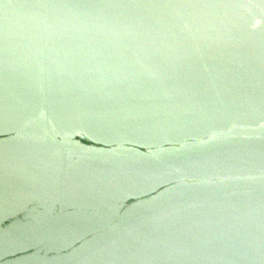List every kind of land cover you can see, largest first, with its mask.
<instances>
[{
  "label": "water",
  "instance_id": "obj_1",
  "mask_svg": "<svg viewBox=\"0 0 264 264\" xmlns=\"http://www.w3.org/2000/svg\"><path fill=\"white\" fill-rule=\"evenodd\" d=\"M0 264H264V0H0Z\"/></svg>",
  "mask_w": 264,
  "mask_h": 264
}]
</instances>
